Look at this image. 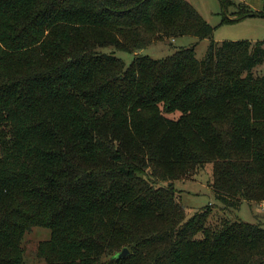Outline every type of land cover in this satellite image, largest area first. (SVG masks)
I'll return each mask as SVG.
<instances>
[{
    "label": "trees",
    "instance_id": "obj_1",
    "mask_svg": "<svg viewBox=\"0 0 264 264\" xmlns=\"http://www.w3.org/2000/svg\"><path fill=\"white\" fill-rule=\"evenodd\" d=\"M213 33L187 0H0V264L34 228L45 264H264L262 224L175 188L212 165L225 210L264 202V41L141 54Z\"/></svg>",
    "mask_w": 264,
    "mask_h": 264
},
{
    "label": "rangeland",
    "instance_id": "obj_2",
    "mask_svg": "<svg viewBox=\"0 0 264 264\" xmlns=\"http://www.w3.org/2000/svg\"><path fill=\"white\" fill-rule=\"evenodd\" d=\"M187 1L213 27V36L210 39L203 40L194 36H185L159 41L142 51V55L160 60L173 55L182 48L195 46L197 59L203 60L212 42L221 44L224 41H250L252 43L264 41V16L260 15L264 13V0H232L233 6L229 8L227 13L223 9L220 0ZM243 14H246V16H242ZM100 51L106 54L115 53L127 65L134 59L133 54L113 48H103ZM254 74L256 76L264 75V63L254 70ZM211 178L212 165H208L186 179L175 183L177 196L180 197V202L186 212L189 213V216L207 209L209 211L208 226L219 224L226 218L232 221L262 224L264 226V202H244L239 209L227 211L216 198L210 186ZM43 231L45 230L34 228L30 234L25 236V264H45L37 257L39 243L49 238V235Z\"/></svg>",
    "mask_w": 264,
    "mask_h": 264
},
{
    "label": "water",
    "instance_id": "obj_3",
    "mask_svg": "<svg viewBox=\"0 0 264 264\" xmlns=\"http://www.w3.org/2000/svg\"><path fill=\"white\" fill-rule=\"evenodd\" d=\"M129 255V251H128V249H124L118 256L120 257V258H124V257H126V256H128Z\"/></svg>",
    "mask_w": 264,
    "mask_h": 264
}]
</instances>
